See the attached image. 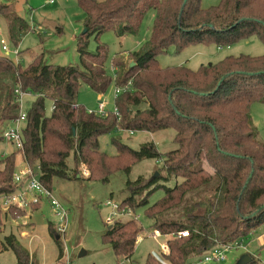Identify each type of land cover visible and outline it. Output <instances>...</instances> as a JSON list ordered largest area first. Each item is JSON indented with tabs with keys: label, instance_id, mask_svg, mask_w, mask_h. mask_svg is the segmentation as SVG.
Wrapping results in <instances>:
<instances>
[{
	"label": "trees",
	"instance_id": "16d2710c",
	"mask_svg": "<svg viewBox=\"0 0 264 264\" xmlns=\"http://www.w3.org/2000/svg\"><path fill=\"white\" fill-rule=\"evenodd\" d=\"M9 1L0 5V14L8 19L11 39L17 44L30 28L12 10L13 0ZM77 4L85 15L84 30L76 38L81 67L47 64L42 54L26 65L0 55V129L18 114L15 88L35 96L26 110L23 147L18 150L26 165L53 189L54 179H75L83 168L89 172L86 179L103 181L113 169L128 172L134 161L162 157L166 176L127 180L118 215L106 223L102 238L117 258L130 259L135 251L142 230L135 216L140 207L152 231L172 237L166 242L167 252L148 254L144 264L192 262L215 245L243 239L262 226L264 141L250 112L252 103H264V53L227 54L194 69L184 64L161 67L156 57L171 45L178 53L195 43L214 42L222 47L250 37L264 43V0H220L208 8H201L200 0H77ZM148 12L153 14L150 38L138 50L111 57L110 75L108 49L99 42L100 34H137ZM91 35L96 41L92 53L87 46ZM82 83L99 95L111 84H128V90L114 99L117 115L108 111L99 116L78 104ZM46 99L51 101L49 115L44 110ZM168 127L175 131L176 148L164 155L150 141L132 149L114 140V156L99 149L102 133L155 132ZM16 153L0 158V197L20 186L14 181ZM159 178H173L175 183L164 186ZM155 189L164 193L148 205ZM36 205L31 209L36 210ZM27 209L10 206L6 214L16 219ZM127 212L129 219L117 218ZM183 230L189 235L180 236ZM53 232L50 229L58 242ZM3 238L0 249H11L16 264H38L13 233ZM58 248L61 257L60 244Z\"/></svg>",
	"mask_w": 264,
	"mask_h": 264
},
{
	"label": "rangeland",
	"instance_id": "374dc122",
	"mask_svg": "<svg viewBox=\"0 0 264 264\" xmlns=\"http://www.w3.org/2000/svg\"><path fill=\"white\" fill-rule=\"evenodd\" d=\"M9 0H0V5L9 4ZM220 0H200L201 8L215 6ZM16 15L23 17L29 25V31L22 36L20 42L14 44L9 33V22L6 17L0 14V41L3 40L7 49H1L0 55H6L13 61H19L26 65L37 54H42L43 62L47 64L68 65L75 64L81 67L79 55L77 53L76 38L83 32L84 13L79 8L77 0H13L11 5ZM153 14L148 12L144 21L139 27L137 34L117 36L112 31H105L100 34L99 42L107 46L108 59L106 63L107 72L112 75V66L109 59L119 52H131L138 50L142 44L150 38ZM88 51L95 52L96 41L91 35L87 42ZM257 55L264 53V43L258 38L250 37L241 39L236 43L217 47L214 42L195 43L178 53L173 45L167 51L158 55L156 60L161 67L178 66L184 64L191 69L201 64L222 59L227 54ZM115 86L111 84L102 94L95 93L86 83H82L77 92V103L86 109L97 110L98 102L104 103V109L112 112L114 109ZM35 96L29 93L22 94L21 110L26 111ZM44 110L49 115L51 101L45 100ZM251 120L256 127L258 136L264 141V103L254 102L251 106ZM14 126V124H11ZM5 124L0 129V158L16 151L15 174L21 172L26 167L20 152L15 143L5 141L1 138ZM174 129L164 128L155 132L128 131L124 129L113 130L102 133L98 136L99 149L107 155L116 154L114 140H119L130 148L137 149L142 144L152 142L157 151L164 155L166 151L176 148L174 140ZM162 157L155 159H143L134 161L129 165L128 172L122 168L110 171L106 180L86 179L89 172L86 168L79 171V177L71 180L56 178L53 180V197L66 212L65 228L63 232L57 229L62 225L57 210L50 205L49 199L42 195L40 203L32 210L28 208L22 217L16 219L6 214L4 197H0V242L4 236L13 233L20 246L31 253L38 264H144L148 254L159 255L160 246L165 244L171 237L153 236L150 228V221L144 215V207L135 211V216L141 224V235L136 242L134 253L130 259L117 258L108 242L102 236L106 230L108 220L113 221L117 216H111L115 212L113 204H118L127 192L125 183L127 180L134 181L138 177L149 179L155 172L166 176V172L161 169ZM71 164V158L68 159ZM85 170V171H84ZM159 170V171H158ZM159 184L171 186L175 183L173 178L163 180L158 179ZM24 186L19 187L17 191ZM164 191L155 189L147 198L148 205L160 198ZM118 219L127 220L129 215L122 214ZM52 229L53 235L50 234ZM56 231V233H55ZM58 236V237H57ZM58 244L62 248V255L59 257ZM204 253H200L194 260L201 258ZM251 258L249 264H264V228L259 226L243 238L239 245H233L231 250L225 253V259L216 263L200 262L196 264H240L239 260L243 255ZM187 260L185 264H189ZM0 264H16V255L11 249H0Z\"/></svg>",
	"mask_w": 264,
	"mask_h": 264
},
{
	"label": "built area",
	"instance_id": "2783aa9c",
	"mask_svg": "<svg viewBox=\"0 0 264 264\" xmlns=\"http://www.w3.org/2000/svg\"><path fill=\"white\" fill-rule=\"evenodd\" d=\"M53 1L54 0H50V2H53ZM0 43H1V49L8 52V49H7L4 41L1 40ZM126 90H128V84H126L124 86L116 85L115 90H114L115 97L120 92H124ZM24 93H29V92L23 91L22 89L20 90L19 88L14 89V94L18 97V99H17L18 100V114L16 117H14L7 124V126H5V128L2 131V135H1V138L3 140L15 143L19 150H21L23 147V143L21 140V131L23 128L22 125H23L24 120L26 118V111L21 110V108H20L21 107V97H22V94H24ZM96 109L97 110L87 109V111L89 113H96L99 116L106 115L108 113V111L106 109H104V103L103 102L99 101ZM113 109L114 110L112 111V113L117 115L118 109L115 107ZM11 124H14V126H11ZM14 181L18 185L20 184L19 187H22V186H24V187L19 191H17V189H16V191L10 193L9 195L1 196V197L5 198L4 204H5V206H7L6 210L10 206L25 208V207L31 206L32 204H38V203H40L41 196L45 195L49 199V203L51 206H53L55 209L56 208L62 209V211L57 210L56 215H58L59 220L62 221L64 219V221L62 222V225L60 227H58V229H57L59 232H63L64 228H65V223H66L65 222L66 221L65 220L66 212L61 207L62 205H60V203L56 199H54L53 189L47 188L41 182V180H39L38 175L28 165H26V167L24 168L23 171L14 175ZM113 208L115 209V212H112L111 216L118 215V204L114 203ZM126 214L130 215L129 212H127ZM108 222H110V220H108ZM262 227L264 228V223H262ZM253 232H254V230L252 231V233ZM178 234L180 236L189 235L187 230L179 231ZM152 235L153 236H160L161 234L157 230H154V231H152ZM241 240L242 239L232 241L231 243L217 244L213 248L209 249L206 253H204L201 258H199L197 260H193L189 264H196V262L197 263H200V262L216 263L218 261L224 260L225 259V253L230 251L233 245H239ZM160 249H162L161 251H163V252H167L168 249H167L166 243L161 244Z\"/></svg>",
	"mask_w": 264,
	"mask_h": 264
},
{
	"label": "water",
	"instance_id": "95a60500",
	"mask_svg": "<svg viewBox=\"0 0 264 264\" xmlns=\"http://www.w3.org/2000/svg\"><path fill=\"white\" fill-rule=\"evenodd\" d=\"M209 26H211V24H209L208 25V27ZM84 30V29H83ZM132 64V63H131ZM154 175H158V172H155V174ZM76 177L78 178L79 177V174H77L76 175ZM110 227V225L108 226V228ZM58 237V236H57ZM251 260V258L248 256V254L246 255H243L241 258H240V260H239V262H240V264H247V263H249V261Z\"/></svg>",
	"mask_w": 264,
	"mask_h": 264
},
{
	"label": "crops",
	"instance_id": "0c3cea01",
	"mask_svg": "<svg viewBox=\"0 0 264 264\" xmlns=\"http://www.w3.org/2000/svg\"><path fill=\"white\" fill-rule=\"evenodd\" d=\"M41 205L39 204L38 207L36 209H38ZM139 239V238H138ZM138 241V240H137Z\"/></svg>",
	"mask_w": 264,
	"mask_h": 264
}]
</instances>
